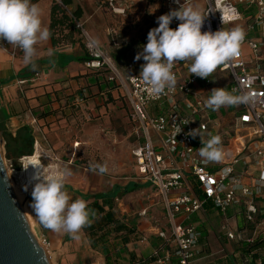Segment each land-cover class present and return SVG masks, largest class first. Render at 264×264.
I'll return each mask as SVG.
<instances>
[{
	"label": "built area",
	"instance_id": "2783aa9c",
	"mask_svg": "<svg viewBox=\"0 0 264 264\" xmlns=\"http://www.w3.org/2000/svg\"><path fill=\"white\" fill-rule=\"evenodd\" d=\"M162 1L168 13L194 0H180V4L175 0ZM204 1L205 14L212 12L205 18L202 32L231 28L239 21L245 24L240 55L215 71L227 75L224 88L228 91L252 96L248 103L235 105L229 124L231 133L224 131L220 120L213 118L211 109L205 106L207 98L200 86H210L212 75L197 77L189 72L190 61L178 62L173 69L177 77L175 89L154 96L139 78L141 70L133 72L137 68L134 60L127 62L124 75L83 29L85 50L90 57L85 66H108L113 73L110 80L121 83L139 141L132 150L137 172L149 180L165 207L170 230L159 231L158 235L172 248L154 252L149 264H191L202 252L210 250L191 223L192 216L205 210L207 204L225 216L231 208H238L246 227L234 231L224 224L222 230L230 240L245 244L249 256L257 255L253 247L264 241V0ZM107 4L115 14L126 11L119 0H107ZM178 24L174 18L170 27L175 29ZM77 27H82L79 21ZM76 97L77 103L84 99ZM194 129H199L204 140L210 138L211 129L216 131L222 141L221 161L205 162L199 156L201 137L189 135ZM190 177L197 182L196 187L189 186ZM38 239L47 250V238L40 235ZM258 264H264V258H259Z\"/></svg>",
	"mask_w": 264,
	"mask_h": 264
},
{
	"label": "crops",
	"instance_id": "0c3cea01",
	"mask_svg": "<svg viewBox=\"0 0 264 264\" xmlns=\"http://www.w3.org/2000/svg\"><path fill=\"white\" fill-rule=\"evenodd\" d=\"M32 3L39 5L42 10V25L49 28L53 0H32ZM162 5L166 11L163 1ZM104 6H107V0H74L69 11L81 9L79 24L97 36L104 27V20L100 16L106 10ZM158 16L161 14H157L156 18ZM36 47L37 68L33 70L31 66L25 65L21 50L12 48L6 40H0V133L3 137L9 134L15 136L23 126L31 127L35 141L33 154L37 146L40 147L35 131L40 128L46 130L45 122L54 119L53 111L59 108L62 95L71 96L84 88L88 75L85 62L78 61V58L85 55L81 43L55 48L49 39ZM13 53L16 54L13 56ZM262 56L264 58V51ZM135 63L137 68L133 72H139L144 61L141 58ZM218 74L219 72L212 74L210 86H200L201 93L206 98L210 96L212 89L226 86ZM211 112V116L217 120L224 116L234 118L231 106H223ZM131 123L134 128L132 120ZM220 124L225 131L226 125L221 121ZM209 135L215 136L216 131L211 129ZM26 157L28 156H24L23 160ZM136 167L135 165L131 175L117 177L98 172L91 174L85 167L82 169L72 165L73 175L66 186L73 199L81 198L87 203L96 196L114 195L118 216L134 231L127 250L122 254L125 263L130 259H146L156 251L163 252L172 248L158 235L159 231L170 230L163 200L149 180L137 172ZM188 183L191 187L198 185L192 177L188 178ZM31 203L32 197L28 198V205L40 235L49 241L47 253L52 264H106L104 254L91 245L84 230L80 233L81 238L74 240L68 234L45 229L35 217ZM143 211L146 212L145 215L142 214ZM191 223L195 224L203 235L202 240L210 246V250L202 252L191 264H258L259 258H264V241L255 244L253 248L258 254L251 257L245 244L230 240L222 230L224 224H228L234 231L246 227L245 219L237 207L228 210L225 216L211 204H207L205 210L192 216Z\"/></svg>",
	"mask_w": 264,
	"mask_h": 264
},
{
	"label": "clouds",
	"instance_id": "9594fccd",
	"mask_svg": "<svg viewBox=\"0 0 264 264\" xmlns=\"http://www.w3.org/2000/svg\"><path fill=\"white\" fill-rule=\"evenodd\" d=\"M180 4V0H175ZM212 12L201 9L199 5L184 2L178 9L157 18L158 27L147 34V43L135 59L141 58L139 78L154 96L174 90L177 77L173 69L178 62H188L189 72L200 78H209L219 66L235 60L240 55L246 32L242 26L222 28L215 32L204 31L202 27L207 15ZM179 21L178 27H170L173 19ZM222 24L226 21L222 15ZM51 32L42 25V10L32 0H0V40H6L14 49L23 53L25 65L36 70L37 45L49 40ZM250 94L237 95L226 88H214L205 101V106L213 111L223 106L248 103ZM189 135H199L202 147L199 156L205 162H218L223 159L222 141L219 135L207 140L202 138L199 129ZM35 169L31 196V207L39 223L55 233L68 234L79 240L82 230L91 225L96 213L88 207L85 200L73 199L66 189V182L73 175L70 167L64 166L50 175H44V165L31 164ZM27 166L25 169H27ZM89 169L103 175L108 171L107 163H90ZM25 191L28 190L25 185Z\"/></svg>",
	"mask_w": 264,
	"mask_h": 264
},
{
	"label": "rangeland",
	"instance_id": "374dc122",
	"mask_svg": "<svg viewBox=\"0 0 264 264\" xmlns=\"http://www.w3.org/2000/svg\"><path fill=\"white\" fill-rule=\"evenodd\" d=\"M204 2L194 0L192 4L199 5L202 9ZM119 4L126 8L124 14H115L108 4L104 6L107 12L105 10L100 15L104 20V27L97 36L92 35L88 28L82 25L78 28L77 37L81 39V46L85 50L83 31L87 30L111 62L125 75L127 61L134 59L137 53L142 51L147 43L148 32L158 27L157 14L163 15L167 12L164 11L162 0H119ZM69 13L73 14L72 11ZM237 25L245 27L244 22L239 21L231 25V28ZM134 60L136 62V59ZM86 69L87 85L71 96L63 94L59 100V108L53 111L54 119L45 122L46 130L40 128L35 131L40 146V160L45 166L43 174L50 175L64 166L71 168L72 165L82 169L85 167L90 171V163H107L106 175L129 176L135 166L132 150L138 144V137L132 128V115L126 103L124 89L121 83L110 80L113 73L108 66ZM218 75L223 82L228 80L225 73ZM79 95L84 99L77 103L75 98ZM67 109L69 111H66ZM231 109H235V105H232ZM220 121L226 125V131L231 133L229 124L232 118L224 116ZM6 146L3 137L2 150L9 176L17 189L16 195L23 204L32 230L38 237L40 232L28 205L32 189L27 187L28 190L25 191V184L21 179L23 158L19 159L21 170L13 169L12 162L6 158Z\"/></svg>",
	"mask_w": 264,
	"mask_h": 264
},
{
	"label": "trees",
	"instance_id": "16d2710c",
	"mask_svg": "<svg viewBox=\"0 0 264 264\" xmlns=\"http://www.w3.org/2000/svg\"><path fill=\"white\" fill-rule=\"evenodd\" d=\"M74 0L53 1L51 8V42L55 48H61L75 43H82L77 37L79 29L77 22L81 18V9L73 14L69 13V7ZM90 57L85 51V55L78 58V61H87ZM50 114V113H49ZM47 115V114H46ZM6 141V158L12 162L11 166L15 170H21L19 159L24 156L33 155L34 137L33 129L23 126L15 136L4 135ZM89 199V198H88ZM114 195L103 194L96 196L88 207L96 213L90 226L84 228L91 245L101 251L106 260V264H149L154 257L146 259H130L124 262L122 254L127 250V245L131 241V234L134 231L129 228L118 216L115 210Z\"/></svg>",
	"mask_w": 264,
	"mask_h": 264
},
{
	"label": "water",
	"instance_id": "95a60500",
	"mask_svg": "<svg viewBox=\"0 0 264 264\" xmlns=\"http://www.w3.org/2000/svg\"><path fill=\"white\" fill-rule=\"evenodd\" d=\"M2 145L0 133V264H52L14 191Z\"/></svg>",
	"mask_w": 264,
	"mask_h": 264
},
{
	"label": "bare ground",
	"instance_id": "6f19581e",
	"mask_svg": "<svg viewBox=\"0 0 264 264\" xmlns=\"http://www.w3.org/2000/svg\"><path fill=\"white\" fill-rule=\"evenodd\" d=\"M40 158H41V155H40L39 147L37 146L35 153L31 156L24 158V160H23L24 167L25 168L27 166H29V167L27 169H25V168L23 169V171L21 172V179H22V182L25 185H27L28 188H33L34 183L36 182V181L31 179L32 176L34 175V172H35V169L32 167L31 164H40L41 163ZM41 164H43V163H41ZM13 188H14L15 193H17L16 192L17 189H16L14 184H13Z\"/></svg>",
	"mask_w": 264,
	"mask_h": 264
}]
</instances>
